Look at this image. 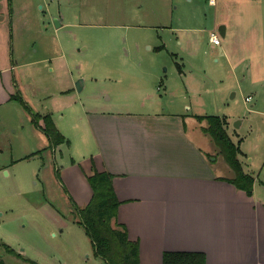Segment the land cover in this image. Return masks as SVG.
I'll list each match as a JSON object with an SVG mask.
<instances>
[{
    "label": "rangeland",
    "instance_id": "rangeland-1",
    "mask_svg": "<svg viewBox=\"0 0 264 264\" xmlns=\"http://www.w3.org/2000/svg\"><path fill=\"white\" fill-rule=\"evenodd\" d=\"M15 5V58L25 63L16 92L25 104H0V243L15 253L0 245L6 264H107L78 217L90 199L86 179L95 152L84 108L167 107L225 117L228 133L241 143L244 169L264 180V0L240 4L237 14L209 0ZM234 16L239 27L223 37L216 18ZM214 30L220 45L210 41ZM25 105L51 113L71 145L52 150ZM186 121L196 137L197 125H207L192 116ZM214 156L221 169L232 170L218 151Z\"/></svg>",
    "mask_w": 264,
    "mask_h": 264
},
{
    "label": "crops",
    "instance_id": "crops-1",
    "mask_svg": "<svg viewBox=\"0 0 264 264\" xmlns=\"http://www.w3.org/2000/svg\"><path fill=\"white\" fill-rule=\"evenodd\" d=\"M209 1L229 12L244 2L263 3ZM10 5L11 9L8 0H0V29L5 30L0 36V104L14 100L17 70L25 64L15 58L19 11L15 0ZM215 23L218 30L226 26L225 37L229 29L239 27L236 16L216 18ZM84 115L95 146L87 175L96 170L114 175L113 187L121 201L115 224H124L129 238L139 243L142 264H163L164 253L175 251L203 252L206 264H264V180L244 169L255 177L251 195L227 180L234 172L218 165L222 162L214 156L217 146L202 130L207 125H197V137L188 130L186 118L203 123L207 120L197 116L204 114L167 107L150 112L90 107L84 108ZM43 123L41 118L39 125ZM81 190L86 192V187Z\"/></svg>",
    "mask_w": 264,
    "mask_h": 264
},
{
    "label": "trees",
    "instance_id": "trees-1",
    "mask_svg": "<svg viewBox=\"0 0 264 264\" xmlns=\"http://www.w3.org/2000/svg\"><path fill=\"white\" fill-rule=\"evenodd\" d=\"M8 1L11 9L10 0ZM13 98L25 104L18 95ZM25 107L31 112L33 123L43 130L52 150L64 143L70 144V141L58 130L51 114L41 116L33 112L29 106L25 105ZM41 118L44 121L43 127L39 125ZM197 118L201 121L207 120V126L202 128L203 132L211 137L218 148V153L234 172V177L227 180L251 195L255 177L244 171L239 159L240 142H234L228 133L226 118L218 115H200ZM113 177L114 175L107 170H96L88 177L93 194L83 208L78 207L79 223L85 227L95 255L101 257L107 264H142L139 243L129 238L126 226L120 223H116V226L112 225L121 204L113 187ZM0 245H4L9 253L15 254L9 245L3 243ZM0 264H6L2 258ZM163 264H206V255L203 252H165Z\"/></svg>",
    "mask_w": 264,
    "mask_h": 264
},
{
    "label": "water",
    "instance_id": "water-1",
    "mask_svg": "<svg viewBox=\"0 0 264 264\" xmlns=\"http://www.w3.org/2000/svg\"><path fill=\"white\" fill-rule=\"evenodd\" d=\"M55 24H56V26L57 27H60V26H62V24H61V19H59V18H55ZM219 32H220V34L223 36V37H225V35H226V26L224 25V24H222V25H220L219 26ZM77 88H78V90H82L83 89V81L82 80H79L78 82H77ZM238 126V125H237ZM7 172V171H6Z\"/></svg>",
    "mask_w": 264,
    "mask_h": 264
},
{
    "label": "built area",
    "instance_id": "built-area-1",
    "mask_svg": "<svg viewBox=\"0 0 264 264\" xmlns=\"http://www.w3.org/2000/svg\"><path fill=\"white\" fill-rule=\"evenodd\" d=\"M212 2H214L215 0H211ZM219 32V31H218ZM218 32L216 30H214L211 35H210V41L215 44V45H220L221 42V37L218 34ZM251 100V96L246 97V101H250Z\"/></svg>",
    "mask_w": 264,
    "mask_h": 264
}]
</instances>
